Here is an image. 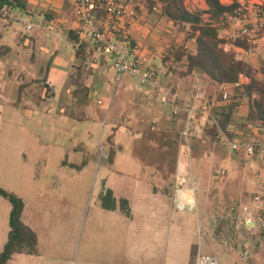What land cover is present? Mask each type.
I'll return each instance as SVG.
<instances>
[{
  "label": "rangeland",
  "instance_id": "obj_1",
  "mask_svg": "<svg viewBox=\"0 0 264 264\" xmlns=\"http://www.w3.org/2000/svg\"><path fill=\"white\" fill-rule=\"evenodd\" d=\"M21 1L33 8L32 0ZM258 1H239L247 3L251 24ZM12 18L0 16V188L21 197L49 225V232L39 229L38 253L28 255L32 264H189L197 250L217 256L219 264H264V147L257 154H234L222 142L203 139L210 107L199 74L166 82L183 107L195 110L185 146L180 142L184 115L173 116L156 91L138 79L118 82L108 55L107 66L89 64L86 103H75L69 78L77 64L72 43L22 8H13ZM26 23L45 27L19 40ZM225 29L222 37L238 34L236 25ZM256 33L253 29L255 48L244 57L258 68L264 34ZM174 36L181 44L184 35L176 29ZM161 49L165 54V46ZM149 66L164 73L159 53ZM216 93L222 96L223 87ZM111 151L113 161L107 158ZM104 188L129 200L133 216H126L119 203L115 210L104 209ZM192 188L195 204L180 191L189 204L179 207L176 191ZM10 208L0 196L4 240Z\"/></svg>",
  "mask_w": 264,
  "mask_h": 264
},
{
  "label": "trees",
  "instance_id": "obj_2",
  "mask_svg": "<svg viewBox=\"0 0 264 264\" xmlns=\"http://www.w3.org/2000/svg\"><path fill=\"white\" fill-rule=\"evenodd\" d=\"M186 1L147 0L146 9L152 12L153 8H156L159 17L173 23L177 33L184 35L181 44H176L172 40L166 47L163 64L170 65L168 71L180 77L197 73L207 85L205 100L210 111L208 122L203 127V139L218 143L222 136H225L239 142H249L253 139L263 142L264 51L260 55L261 66L256 68L244 57L245 53H249L254 47L249 37L232 39L221 36L223 29L228 27L227 18L239 8L246 11L247 3L241 4L239 0H231L229 4H224L221 0H204L207 7L205 10H189ZM259 1L260 3L254 5L255 20L260 17L264 19V0ZM3 6L26 9L20 0H0V8ZM97 11L102 14L101 10ZM253 29L251 27V30ZM254 30L257 31L256 36L261 38L264 34V25ZM66 34L72 42L79 43L77 34L72 31ZM88 43L90 42L80 44L75 54L77 64L70 74L71 85L74 88L72 97L77 104L86 103L89 92L87 80L92 74L89 63H94L96 49L89 50ZM181 64L184 65V70L176 68ZM171 66L175 68L171 69ZM241 77L246 78L248 82L241 83ZM224 86L232 89L227 101H223L221 94L216 93ZM241 107L246 109L243 116L238 114ZM183 115L186 120V114ZM236 153L237 151H234V154ZM114 157L113 151L107 154L109 161H113ZM0 196L7 199L11 206L8 218L9 231L0 252V264H9L15 254L36 255L38 237L23 222L25 207L23 199L2 188ZM101 203L106 210L116 209L117 202L112 190H107L102 195ZM119 204L121 211L130 216L128 201L121 200ZM194 254L195 251L192 252V256Z\"/></svg>",
  "mask_w": 264,
  "mask_h": 264
},
{
  "label": "built area",
  "instance_id": "obj_3",
  "mask_svg": "<svg viewBox=\"0 0 264 264\" xmlns=\"http://www.w3.org/2000/svg\"><path fill=\"white\" fill-rule=\"evenodd\" d=\"M140 1L144 0H72L74 29L79 38V43L90 42L100 55H108L113 60V66L117 75L116 80L118 82L123 77L136 78L141 86H148L158 92L160 102L171 109L173 116L186 114V128L180 135V142L185 146H189V127L194 119L195 110L183 107L170 88L161 83L159 73L149 66L146 57L139 53L138 48H133L130 45L131 28L140 18ZM97 10H101L102 14ZM12 14L13 8L11 6L0 8V16L10 22L13 21ZM24 14L32 17L33 10L24 9ZM62 20L63 18L59 22ZM235 25L238 27V34L233 35L234 39L237 37H249L251 39L253 31L251 27L254 29L262 28L264 19L260 17L255 20L254 24H251L249 18L247 19L246 17L245 11L239 8L233 15L227 18L228 27ZM34 28V24L26 23L23 31L19 34V39L25 40L29 32L34 30ZM227 30L225 29L224 33H227ZM78 46L79 44L76 47L78 48ZM249 53L245 54L248 55ZM229 89L227 86L223 87V101L228 100ZM219 142L232 148L233 151H244L247 155H252L264 147V142L259 139H253L249 142H239L222 136ZM224 173L225 171H222V174ZM179 192L180 190H177L176 195ZM175 201L179 207H183L184 203H181L177 198H175ZM254 201H259V198L255 197ZM259 208L257 206V209ZM247 210L245 207L244 211ZM198 230H200L201 237L202 230ZM194 264H219V259L215 255L199 251Z\"/></svg>",
  "mask_w": 264,
  "mask_h": 264
},
{
  "label": "crops",
  "instance_id": "obj_4",
  "mask_svg": "<svg viewBox=\"0 0 264 264\" xmlns=\"http://www.w3.org/2000/svg\"><path fill=\"white\" fill-rule=\"evenodd\" d=\"M198 1L201 2L200 5H198ZM221 1L223 2V0H221ZM32 2H33L32 3V5H33V8H32L33 16L38 15V16L42 17L44 20L43 25L47 24V28H46L47 30H49L52 33H55V30H56V33H60L62 36H64L66 38L65 40L67 42H71L73 45L74 54H76L81 43L72 42V40L66 34V32H68V31H72L76 34V31L74 29V16H73V2H72V0H32ZM189 2L194 3L196 5V7L201 9V10H205L207 8L204 0H187L186 1V3H189ZM230 2H231V0H230ZM224 4H226V3H224ZM146 5H147V0L140 1V9H139L140 18H139L138 22L131 28L130 45L133 48H138L139 53L142 56L146 57L148 64L155 57V55L159 53L160 59H161L162 64H163V57L165 54H163L164 51H162L161 47L165 46V49H166V47L170 44V42H172V40H174V42L177 44L178 39L173 38L176 36V35L174 36V34H175V30L177 28L173 25V23L168 21L166 18L159 17L156 8H153L152 12L148 11L146 9ZM193 8H194V10H196L195 7H193ZM37 9H40L41 12L37 13ZM189 10H191V9H189ZM23 11H24V9H23ZM61 18H63V20L61 22H59V20ZM170 26L174 27V29L172 31H169ZM43 27H45V26H43ZM43 27L35 26V28H43ZM19 40H21V39H19ZM168 41H170V42H168ZM29 42L31 44V41H29ZM77 44H79L78 48L76 47ZM254 48L255 47H253V49ZM88 49L89 50L94 49L93 45L88 43ZM190 49H192V48H190ZM250 53H251V51H250ZM98 54L99 53L96 51L95 56ZM95 56H94V63L98 61L97 64H100L102 67L107 66L108 61L106 59V55H104L105 58H103V59H98V57L97 56L95 57ZM94 63H92V64L94 65ZM75 64H76V62H75ZM89 64H91V63H89ZM74 66L75 65H73V68H74ZM169 67H170L169 64H163L164 73L162 75L159 74L160 79H161V83L163 85L167 86L168 88H170V90L174 89V91L172 92L173 95L176 96L180 100V97L177 94L176 89L174 87L171 88L170 86H168L166 84V82H168V84H169L172 79L175 80L177 77L176 75H173L172 72L168 71ZM174 68H175V66H171V69H174ZM166 73H167V77H165ZM91 76H92V74H91ZM69 78H70V76H69ZM87 82H88V80H87ZM240 82L246 83V82H248V80L246 78H243L240 80ZM156 93L159 96L158 92H156ZM147 95H150V94L147 92ZM97 104L101 105L102 103L99 104V101H98ZM240 109H243V110L241 113L239 112V115L240 116L245 115L246 109H244L242 107ZM153 123H155V122H153ZM166 143H169V142H166ZM179 182H181V184H182L183 182H185V178H181ZM107 190H111V189L104 188V190L101 193V197ZM180 191H185V192L189 193V195H191V197L193 199V204H195L193 188L187 189V190L182 189ZM112 192H113V197L115 198L116 202L120 203V201L123 199H121V200L117 199L113 190H112ZM175 198H177L181 203H187L186 201L181 200V198L178 196V194L175 195ZM124 200L128 201V205H129V209H130V215L133 216L132 215L133 214L132 213L133 212V206L132 207L130 206L129 200H127V199H124ZM187 204H189V203H187ZM117 207L118 206H116V209H117ZM119 208H120V206H119ZM23 222L37 234L38 244L40 245L41 235L39 233V229L43 230L44 232H49V225L47 224L46 220L43 219L41 221L40 219H38L36 217V213H34L31 210H28L27 204L25 203L24 212H23ZM246 224L250 225L251 222L246 221ZM251 225L255 226V223H253ZM8 231H9V228H8ZM8 231L5 230L6 236L8 234ZM6 239H7V237H6ZM6 239L4 240L2 236L0 237V248H1L0 252L3 248V245L6 242ZM134 248H135V246H134ZM199 251L200 250H197L196 253L194 254V256L191 257L192 260L189 262V264H194L196 255ZM200 252L202 253V251H200ZM9 264H32L31 256H28L26 254H15L13 256L12 260L9 262ZM110 264H118V263L113 262ZM128 264H130V263H128Z\"/></svg>",
  "mask_w": 264,
  "mask_h": 264
}]
</instances>
